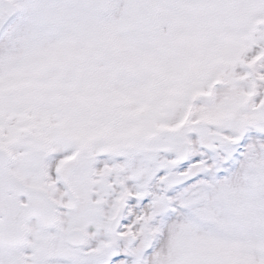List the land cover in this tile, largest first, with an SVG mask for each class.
Masks as SVG:
<instances>
[{
	"label": "snow or ice",
	"instance_id": "6c2138e0",
	"mask_svg": "<svg viewBox=\"0 0 264 264\" xmlns=\"http://www.w3.org/2000/svg\"><path fill=\"white\" fill-rule=\"evenodd\" d=\"M0 264H264V0H0Z\"/></svg>",
	"mask_w": 264,
	"mask_h": 264
}]
</instances>
